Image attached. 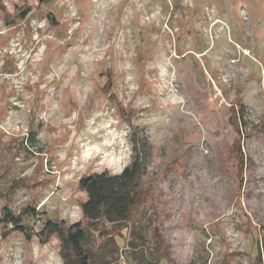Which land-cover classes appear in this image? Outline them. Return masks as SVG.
<instances>
[{
	"label": "rangeland",
	"instance_id": "1",
	"mask_svg": "<svg viewBox=\"0 0 264 264\" xmlns=\"http://www.w3.org/2000/svg\"><path fill=\"white\" fill-rule=\"evenodd\" d=\"M132 131L151 150L148 196L127 228L106 225L96 263L136 264L127 254L144 248L162 264H264V0H1L0 188L17 182L13 208L35 206L36 227L79 221V179L119 174ZM0 264L62 263L56 238L15 232L0 234Z\"/></svg>",
	"mask_w": 264,
	"mask_h": 264
},
{
	"label": "trees",
	"instance_id": "2",
	"mask_svg": "<svg viewBox=\"0 0 264 264\" xmlns=\"http://www.w3.org/2000/svg\"><path fill=\"white\" fill-rule=\"evenodd\" d=\"M49 2L51 0H41ZM1 3V0H0ZM26 13H21L22 17ZM234 106V107H233ZM231 106L230 123L235 128L237 138L233 141L231 152L236 162L238 173L243 170L244 156L241 151L239 127L241 121H236L238 114ZM236 119V120H235ZM30 144L36 142V132L30 133ZM151 161V150L147 142L131 133V161L119 174L108 171L82 176L78 188L85 194L80 203L81 219L68 224L57 217L42 216L36 227L31 221H38L35 206L28 205L14 209L12 197L17 182L8 189L0 188V234L6 238L12 233H19L24 240L36 238L41 245L47 244L52 238L58 243V255L62 264H97L99 254L95 253L96 241L106 234V225L123 224L124 228L133 221L148 196V188L141 189L144 178L148 174ZM102 245L106 240H102ZM128 258L136 264H162L163 256L140 248L136 253H128ZM166 261V260H165Z\"/></svg>",
	"mask_w": 264,
	"mask_h": 264
}]
</instances>
